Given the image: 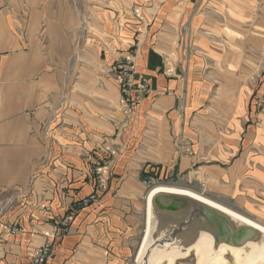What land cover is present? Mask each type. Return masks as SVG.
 <instances>
[{
  "label": "crops",
  "instance_id": "crops-1",
  "mask_svg": "<svg viewBox=\"0 0 264 264\" xmlns=\"http://www.w3.org/2000/svg\"><path fill=\"white\" fill-rule=\"evenodd\" d=\"M204 1L0 0V264L47 241L44 264H136L147 174L264 227V108ZM133 50L126 116L113 64Z\"/></svg>",
  "mask_w": 264,
  "mask_h": 264
},
{
  "label": "water",
  "instance_id": "water-1",
  "mask_svg": "<svg viewBox=\"0 0 264 264\" xmlns=\"http://www.w3.org/2000/svg\"><path fill=\"white\" fill-rule=\"evenodd\" d=\"M163 188L153 192L147 201V246L136 264H147L156 251L166 250L176 260L185 258L204 235L209 238L203 248L207 260H212L222 246L239 249L246 264H256L264 257V229L188 189Z\"/></svg>",
  "mask_w": 264,
  "mask_h": 264
},
{
  "label": "rangeland",
  "instance_id": "rangeland-1",
  "mask_svg": "<svg viewBox=\"0 0 264 264\" xmlns=\"http://www.w3.org/2000/svg\"><path fill=\"white\" fill-rule=\"evenodd\" d=\"M201 9L207 18L204 30L208 33H216L217 36H219V33H222L227 38V45L229 47H236L235 45L240 47L242 45L245 76L249 77L253 88L251 98L256 99L259 109H263L264 100L256 97V93L264 95V0H205ZM132 10L138 20L142 19L137 8H133ZM135 55L136 51L133 50L113 64L114 77L117 83V75H119L120 71L118 66L120 63L124 64L130 61L132 74L134 68L133 57ZM136 85L133 84V89L136 88ZM97 189L101 191L104 187L99 188L97 186ZM224 255L227 260L225 264H236L229 253ZM163 263L167 264L166 261ZM178 263L194 264L195 256L190 253L187 257L174 262V264Z\"/></svg>",
  "mask_w": 264,
  "mask_h": 264
},
{
  "label": "built area",
  "instance_id": "built-area-1",
  "mask_svg": "<svg viewBox=\"0 0 264 264\" xmlns=\"http://www.w3.org/2000/svg\"><path fill=\"white\" fill-rule=\"evenodd\" d=\"M119 67V75H117V80L120 87L121 99L120 106L121 110L126 116H129L134 109V107L140 102L142 96L146 90V84L144 82H139L136 85L135 91L133 90V84L131 82V70L132 66L130 61L122 64L120 63ZM105 167H98L95 170V178L97 180V186L99 188L104 187L105 183ZM141 182L147 186L149 191L153 189L155 186L160 184L157 178L151 174H147L142 176ZM97 200V195L91 194L88 197L83 198L79 205L86 206ZM72 215H68L65 218L64 226H66L69 222H71ZM12 232L16 231V229H11ZM59 235H63L66 231L65 227H60L56 229ZM50 246L51 242L47 241L44 245L37 247L30 253V263L31 264H44L47 257L50 255ZM178 264H186V263H178Z\"/></svg>",
  "mask_w": 264,
  "mask_h": 264
},
{
  "label": "bare ground",
  "instance_id": "bare-ground-1",
  "mask_svg": "<svg viewBox=\"0 0 264 264\" xmlns=\"http://www.w3.org/2000/svg\"><path fill=\"white\" fill-rule=\"evenodd\" d=\"M163 187L164 188L171 187V189H175L176 188V187L166 186V185H157L150 191V193L146 197L147 201H149V197H150V195L153 192H155V191H157L159 189H162ZM183 191H185V190H183ZM189 193H192L193 195H196V196H198L201 199H204V200H206V201H208L210 203H213L212 201L203 198L201 195H199V194H197V193H195V192H193L191 190H189ZM147 205H148V203H147ZM223 208L226 211H228L229 213L233 214L235 217H237L239 219H242L244 221H248V222L254 223L257 226H259L260 228L264 229V227L262 225H260V224H258L256 222L248 219L247 217H245L243 215H240V214H238L236 212H233L230 209L225 208L224 206H223ZM148 231H149V226L147 224L146 228H145V232L143 233L144 234L143 240H141L142 243H141V246L139 247L140 249H139V252H138V254L136 256V259L137 258L140 259L142 257L143 251L145 250V248L147 246ZM208 241H209V238L204 235V236H202L199 239V241L195 245H193V247H191L188 250V255L190 253H192L195 256V263L194 264H225L227 260L225 259V257H224L225 255L224 254H226V253H229L233 257V259H234L236 264H246V260L244 258L241 259V257H240V250L239 249L227 248V247H224V246L221 247L220 251L217 253V255L212 260H207L206 257H205V253L203 252V248H205V246L207 245ZM170 251H172V250H170ZM176 259L177 258H175V256H173V254H171L170 252H167L166 250L165 251H161V252L160 251H158V252L156 251L148 258L147 264H162V262H164V261H166L167 264H174ZM262 263H264V257L260 261H258L256 264H262Z\"/></svg>",
  "mask_w": 264,
  "mask_h": 264
}]
</instances>
